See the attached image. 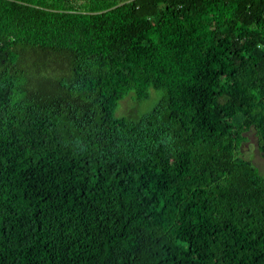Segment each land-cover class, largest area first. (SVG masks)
Here are the masks:
<instances>
[{
  "label": "trees",
  "instance_id": "trees-1",
  "mask_svg": "<svg viewBox=\"0 0 264 264\" xmlns=\"http://www.w3.org/2000/svg\"><path fill=\"white\" fill-rule=\"evenodd\" d=\"M249 131L264 0H0V264H264Z\"/></svg>",
  "mask_w": 264,
  "mask_h": 264
},
{
  "label": "rangeland",
  "instance_id": "rangeland-1",
  "mask_svg": "<svg viewBox=\"0 0 264 264\" xmlns=\"http://www.w3.org/2000/svg\"><path fill=\"white\" fill-rule=\"evenodd\" d=\"M161 91L151 89L150 96L144 100H137L135 96L129 95L122 101H119L114 115L116 117H136L150 110L154 104L161 98ZM246 140L243 141L238 148V155L244 159L251 160V163L258 169L261 175L264 176V156H262L256 147L255 135L253 131H249L246 134ZM167 202L171 203V208H175L173 200L167 199ZM164 213L161 209L160 214Z\"/></svg>",
  "mask_w": 264,
  "mask_h": 264
}]
</instances>
